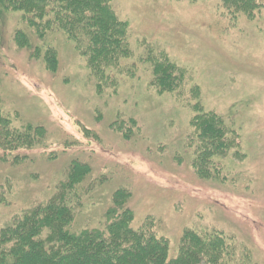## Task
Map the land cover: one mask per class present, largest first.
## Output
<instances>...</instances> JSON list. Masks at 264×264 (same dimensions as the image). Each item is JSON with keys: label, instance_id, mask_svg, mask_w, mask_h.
Instances as JSON below:
<instances>
[{"label": "rangeland", "instance_id": "1", "mask_svg": "<svg viewBox=\"0 0 264 264\" xmlns=\"http://www.w3.org/2000/svg\"><path fill=\"white\" fill-rule=\"evenodd\" d=\"M111 7L128 24V51L101 92L65 33L45 39L56 52L52 73L15 46L19 17L7 15L1 109L16 126L40 125L44 135L17 151L27 155L21 162L0 161V229L47 195L76 159L99 182L74 225L97 224L114 190L127 187L133 224L146 222L165 238L170 257L189 229L228 239V264H264V0L248 11L222 0H112ZM164 60L175 65L179 87L159 93L153 63ZM197 107L216 114L215 127L227 132V149L208 154L214 177H198L193 166L210 150L190 124Z\"/></svg>", "mask_w": 264, "mask_h": 264}, {"label": "trees", "instance_id": "2", "mask_svg": "<svg viewBox=\"0 0 264 264\" xmlns=\"http://www.w3.org/2000/svg\"><path fill=\"white\" fill-rule=\"evenodd\" d=\"M111 1L0 0V50L7 15L18 14L19 27L12 31L15 46L55 73L56 52L45 39L54 30L62 31L85 58V66L97 79L96 88L101 92V82L108 71L118 67L119 59L128 51V24L117 17ZM222 4L248 11L254 0H222ZM174 70L175 65L166 60L153 63L152 83L159 93L173 92L179 87L172 76ZM195 112L190 124L199 142L204 141L210 149L193 160L195 173L202 178L214 177L216 173L213 175L211 168H207L208 154L227 149V132L223 124L215 127L216 114L199 107ZM12 120L2 111L0 98V161L9 157L11 163H18L27 155L17 151L39 144L44 129L31 123L19 127ZM128 122L133 129L135 122ZM123 135L128 137L127 132ZM91 172L88 162L71 161L47 195L22 208L10 223L1 227L0 264H228V239L218 232L201 236L184 230L176 255L170 257L165 238L157 236L146 222V226L133 224L131 192L127 187L114 190L97 224L74 225L83 208V197L99 182L90 177Z\"/></svg>", "mask_w": 264, "mask_h": 264}]
</instances>
